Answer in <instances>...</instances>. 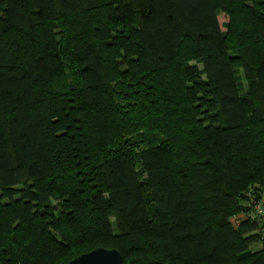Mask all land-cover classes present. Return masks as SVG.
<instances>
[{
    "label": "trees",
    "instance_id": "1",
    "mask_svg": "<svg viewBox=\"0 0 264 264\" xmlns=\"http://www.w3.org/2000/svg\"><path fill=\"white\" fill-rule=\"evenodd\" d=\"M99 248L264 264V0H0V264Z\"/></svg>",
    "mask_w": 264,
    "mask_h": 264
},
{
    "label": "water",
    "instance_id": "2",
    "mask_svg": "<svg viewBox=\"0 0 264 264\" xmlns=\"http://www.w3.org/2000/svg\"><path fill=\"white\" fill-rule=\"evenodd\" d=\"M69 264H124V259L121 252L116 249L99 248Z\"/></svg>",
    "mask_w": 264,
    "mask_h": 264
},
{
    "label": "rangeland",
    "instance_id": "3",
    "mask_svg": "<svg viewBox=\"0 0 264 264\" xmlns=\"http://www.w3.org/2000/svg\"><path fill=\"white\" fill-rule=\"evenodd\" d=\"M219 18H220V23H221L222 26H226L227 24H229V22L231 23V18L227 14H225V13H222ZM223 30H226V28L224 27ZM239 220H240L239 217L233 219V221H234L235 224Z\"/></svg>",
    "mask_w": 264,
    "mask_h": 264
}]
</instances>
